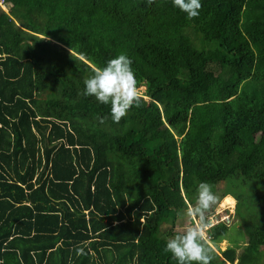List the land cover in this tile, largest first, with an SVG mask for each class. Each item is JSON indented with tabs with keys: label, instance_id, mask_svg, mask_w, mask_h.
Here are the masks:
<instances>
[{
	"label": "trees",
	"instance_id": "trees-1",
	"mask_svg": "<svg viewBox=\"0 0 264 264\" xmlns=\"http://www.w3.org/2000/svg\"><path fill=\"white\" fill-rule=\"evenodd\" d=\"M4 2L0 264H175L199 182L226 184L248 238L208 229L211 264H262L264 0ZM120 53L146 91L114 123L83 81Z\"/></svg>",
	"mask_w": 264,
	"mask_h": 264
},
{
	"label": "clouds",
	"instance_id": "clouds-1",
	"mask_svg": "<svg viewBox=\"0 0 264 264\" xmlns=\"http://www.w3.org/2000/svg\"><path fill=\"white\" fill-rule=\"evenodd\" d=\"M171 3L189 19L197 17L201 9V0H171ZM132 64L127 54L120 53L102 67L95 68L92 75L83 81V95L107 105L114 123L141 103L137 74ZM219 200L220 196L209 183L199 182L191 206L175 211V222L180 225V231L167 238L164 246V251L171 254L175 264H211L215 253L208 243L205 229Z\"/></svg>",
	"mask_w": 264,
	"mask_h": 264
},
{
	"label": "rangeland",
	"instance_id": "rangeland-1",
	"mask_svg": "<svg viewBox=\"0 0 264 264\" xmlns=\"http://www.w3.org/2000/svg\"><path fill=\"white\" fill-rule=\"evenodd\" d=\"M139 90L142 96V94H144V92L146 91L145 86L141 87ZM226 187L227 186L225 183H221L217 186L216 192L220 196V200H219V205L215 209L214 213L218 214V216L221 217L227 214H231L233 217L226 240H223L221 243H219V247L222 251H224L229 246H234L235 244H239V246H241V248L237 250V253L239 254L242 252V246L247 244L248 238L244 234V228L242 227L240 219L235 216V206L237 201L230 195L226 197H222ZM176 231L177 232L180 231V225L178 224L176 227ZM262 264H264V258L262 259Z\"/></svg>",
	"mask_w": 264,
	"mask_h": 264
},
{
	"label": "built area",
	"instance_id": "built-area-1",
	"mask_svg": "<svg viewBox=\"0 0 264 264\" xmlns=\"http://www.w3.org/2000/svg\"><path fill=\"white\" fill-rule=\"evenodd\" d=\"M0 7L1 8H6L7 5L6 3L4 2V0H0ZM232 215L231 214H227V215H224V216H218V214L214 213L212 215V219H211V222L207 225L205 231H206V238L207 240L209 241V236L207 234V230L214 227L215 225H218V224H221V223H224L226 225H231L232 223Z\"/></svg>",
	"mask_w": 264,
	"mask_h": 264
},
{
	"label": "crops",
	"instance_id": "crops-1",
	"mask_svg": "<svg viewBox=\"0 0 264 264\" xmlns=\"http://www.w3.org/2000/svg\"><path fill=\"white\" fill-rule=\"evenodd\" d=\"M7 5V4H6ZM1 8V7H0ZM4 12L8 13V5L7 7L4 9V8H1Z\"/></svg>",
	"mask_w": 264,
	"mask_h": 264
}]
</instances>
